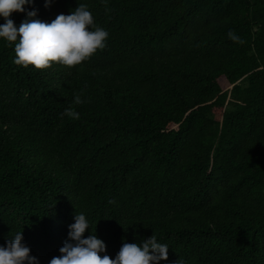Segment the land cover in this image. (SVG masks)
Here are the masks:
<instances>
[{"label":"trees","instance_id":"1","mask_svg":"<svg viewBox=\"0 0 264 264\" xmlns=\"http://www.w3.org/2000/svg\"><path fill=\"white\" fill-rule=\"evenodd\" d=\"M79 3L109 31L80 65L24 67L0 39V244L23 231L48 264L81 211L112 258L154 234L159 264H264V0H36L37 18Z\"/></svg>","mask_w":264,"mask_h":264},{"label":"clouds","instance_id":"2","mask_svg":"<svg viewBox=\"0 0 264 264\" xmlns=\"http://www.w3.org/2000/svg\"><path fill=\"white\" fill-rule=\"evenodd\" d=\"M107 3V0H104ZM53 0H45L50 7ZM36 0H0V16L5 22L0 24V39L14 42L15 62L24 67L37 69L50 67L53 62L66 66H76L91 58L99 49L107 45L109 31L97 26L88 5L79 3L70 13H60L53 20L45 21L38 17ZM26 5H33L31 9ZM14 11L26 12L27 17L19 26L11 18ZM228 36L240 43L243 39L229 30ZM76 103H84L81 95L75 96ZM72 119H79L80 112L74 107L65 109ZM68 236L59 251L48 264H159L167 261L169 245L160 242L153 234L140 243L125 240L115 255L107 252L104 239L93 232L91 221L84 212L77 211L74 222L68 225ZM90 234L85 236L86 230ZM14 239L0 244V264H40L39 257L31 253V247L24 241L23 231L13 234ZM169 264H185L183 260Z\"/></svg>","mask_w":264,"mask_h":264}]
</instances>
